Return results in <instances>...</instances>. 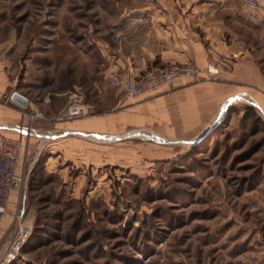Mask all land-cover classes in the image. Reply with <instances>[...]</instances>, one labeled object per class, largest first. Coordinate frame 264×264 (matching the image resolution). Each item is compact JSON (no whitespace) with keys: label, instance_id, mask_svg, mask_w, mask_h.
<instances>
[{"label":"rangeland","instance_id":"1","mask_svg":"<svg viewBox=\"0 0 264 264\" xmlns=\"http://www.w3.org/2000/svg\"><path fill=\"white\" fill-rule=\"evenodd\" d=\"M151 1L0 0V135L22 141L0 264L21 226L7 264H264V114L242 92L254 89L238 86L187 138L147 128L78 136L70 121H30L33 108L51 115L11 97L69 88L108 28ZM246 106L262 120L253 129Z\"/></svg>","mask_w":264,"mask_h":264},{"label":"crops","instance_id":"2","mask_svg":"<svg viewBox=\"0 0 264 264\" xmlns=\"http://www.w3.org/2000/svg\"><path fill=\"white\" fill-rule=\"evenodd\" d=\"M157 2L132 9L139 17L123 16L112 24L98 44V59L76 68L69 88L47 90L35 101L27 98L26 105L54 115L76 95L93 116L64 126L92 136L147 128L187 138L215 120L238 86L254 89L255 95L242 92L264 114V7L252 11L247 0ZM208 58L218 73L206 79ZM172 63L196 65L203 78H179L168 90L123 101L109 82L111 76L136 77L151 66Z\"/></svg>","mask_w":264,"mask_h":264},{"label":"built area","instance_id":"3","mask_svg":"<svg viewBox=\"0 0 264 264\" xmlns=\"http://www.w3.org/2000/svg\"><path fill=\"white\" fill-rule=\"evenodd\" d=\"M247 4L253 6L255 0H247ZM206 79L211 78L217 74L216 65L212 60L207 61L206 65ZM191 78L193 80H200L203 74L200 69L193 64H176L156 65L147 68L139 76L131 77L125 75L124 77L111 76L109 82L114 86L117 99L123 101L126 99H137L141 96L151 95L157 92L158 89H166L172 87L175 80L179 78ZM12 92L11 97L13 96ZM26 104V103H25ZM22 105V107L25 106ZM28 113V112H27ZM30 121L40 119L44 123H64L72 120H79L80 118L92 117L85 108L80 97L72 95L68 104L63 109L51 116H44L37 109L33 108L28 114ZM22 141L5 134L0 135V222L5 214L6 201L10 194L20 192L22 184V175L19 172V165L21 162ZM28 228L21 226L16 232V236L10 243V247L6 250V256H3L1 264L7 262L13 257L18 250V247L26 238ZM12 251H15L14 253Z\"/></svg>","mask_w":264,"mask_h":264},{"label":"trees","instance_id":"4","mask_svg":"<svg viewBox=\"0 0 264 264\" xmlns=\"http://www.w3.org/2000/svg\"><path fill=\"white\" fill-rule=\"evenodd\" d=\"M241 119L245 120H250L251 121V129L255 128L258 123H261L262 120L255 111L253 106H246L244 109V112L241 116ZM226 123V122H225Z\"/></svg>","mask_w":264,"mask_h":264},{"label":"water","instance_id":"5","mask_svg":"<svg viewBox=\"0 0 264 264\" xmlns=\"http://www.w3.org/2000/svg\"><path fill=\"white\" fill-rule=\"evenodd\" d=\"M12 98H13L14 101L19 102L20 104H25L26 103V98L23 95L19 94V93H13ZM0 128H2V127H0ZM210 131H211V129L207 130L206 134H208ZM75 134H77L78 136H86L85 133H83L81 131L80 132H76ZM206 134L204 136H202V138H204L206 136ZM201 139H199V140H201ZM199 140H197L195 143L199 142Z\"/></svg>","mask_w":264,"mask_h":264}]
</instances>
